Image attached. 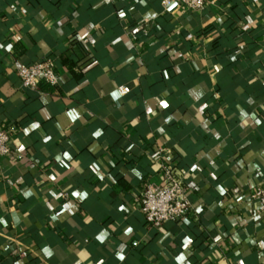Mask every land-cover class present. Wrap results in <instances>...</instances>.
<instances>
[{"label":"crops","instance_id":"obj_1","mask_svg":"<svg viewBox=\"0 0 264 264\" xmlns=\"http://www.w3.org/2000/svg\"><path fill=\"white\" fill-rule=\"evenodd\" d=\"M0 130V264H264V0H0ZM163 164L193 210L152 229Z\"/></svg>","mask_w":264,"mask_h":264},{"label":"built area","instance_id":"obj_2","mask_svg":"<svg viewBox=\"0 0 264 264\" xmlns=\"http://www.w3.org/2000/svg\"><path fill=\"white\" fill-rule=\"evenodd\" d=\"M178 2L186 10L192 12L202 11L207 5H214L216 0H161L164 9ZM17 77L25 89L36 91L41 85H58V76L55 63L52 59H44L34 64H22L17 69ZM124 93L122 88L119 89ZM9 134L0 130V162L9 157L11 150L8 146ZM163 184L146 185L140 199V211L145 224L152 229H159L170 222L185 219L193 210L192 203L187 195V187L183 177L175 174L170 165L161 167ZM251 199L259 204L258 212L264 214V190L256 189Z\"/></svg>","mask_w":264,"mask_h":264},{"label":"trees","instance_id":"obj_3","mask_svg":"<svg viewBox=\"0 0 264 264\" xmlns=\"http://www.w3.org/2000/svg\"><path fill=\"white\" fill-rule=\"evenodd\" d=\"M50 87H53V88H55V87H57V85H56V86H50Z\"/></svg>","mask_w":264,"mask_h":264}]
</instances>
